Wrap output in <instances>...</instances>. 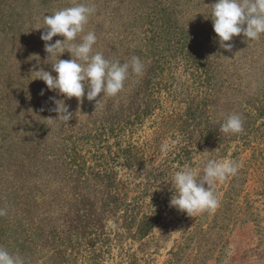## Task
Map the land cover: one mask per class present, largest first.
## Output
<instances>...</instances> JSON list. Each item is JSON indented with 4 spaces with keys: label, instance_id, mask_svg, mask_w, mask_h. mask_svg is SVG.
Here are the masks:
<instances>
[{
    "label": "trees",
    "instance_id": "trees-1",
    "mask_svg": "<svg viewBox=\"0 0 264 264\" xmlns=\"http://www.w3.org/2000/svg\"><path fill=\"white\" fill-rule=\"evenodd\" d=\"M32 1L39 13L63 8L60 0H0V246L24 264H102L109 240L102 238V215L134 225L168 163H184L202 137L224 136L223 121L210 123L213 81L224 74L210 19L216 0H76L95 8L85 28L97 36L94 51L121 64L137 56L145 68L140 76L130 70L123 90L96 108L86 96L83 103L65 100L33 80L36 70L56 73L44 46H30L16 30ZM28 51L36 56H25ZM176 75L185 77L188 113L169 162L149 172L143 128L156 123ZM53 98L73 113L68 123L48 120L57 118ZM154 228L142 222L138 233L146 238Z\"/></svg>",
    "mask_w": 264,
    "mask_h": 264
},
{
    "label": "rangeland",
    "instance_id": "rangeland-1",
    "mask_svg": "<svg viewBox=\"0 0 264 264\" xmlns=\"http://www.w3.org/2000/svg\"><path fill=\"white\" fill-rule=\"evenodd\" d=\"M60 1L63 8L73 2ZM56 6L54 3L53 7ZM57 10L53 8L52 14ZM39 12L38 5L32 1L23 22L16 28L17 31L21 28L19 33L32 47L45 43L40 39L41 33L46 31L43 16L50 13ZM37 27L42 29L36 30ZM24 39L15 42V47L25 44ZM56 40L63 37H53V41ZM240 41L234 37L228 42L232 44L231 51L219 46L215 55V62L222 65L224 74L213 81L210 123L216 126L228 115L239 114L243 132L224 134L222 138L202 137L184 163H179L178 159L168 163L158 183L136 211L134 225L128 227L118 215L105 212L101 222L105 234L102 238L109 240L102 264H264V36L258 41ZM28 55L36 56L30 51L25 56ZM184 81L185 77L181 79L176 75L156 123L144 125V134L151 144L145 154L149 172L167 160L171 144L180 138V125L188 113ZM165 143L169 145L166 154L161 152ZM80 145L86 149L85 144ZM209 160L239 164L236 175L215 185L219 206L194 217L170 207L175 172L187 166L202 178ZM150 221L155 223V228L142 238L138 224ZM86 257L88 259L90 253Z\"/></svg>",
    "mask_w": 264,
    "mask_h": 264
},
{
    "label": "clouds",
    "instance_id": "clouds-1",
    "mask_svg": "<svg viewBox=\"0 0 264 264\" xmlns=\"http://www.w3.org/2000/svg\"><path fill=\"white\" fill-rule=\"evenodd\" d=\"M94 12V7L73 0L71 6L43 16L46 31L41 33L40 39L45 42V61H54L51 68L56 75L40 69L33 71L31 76H35L33 80L43 81L48 90L57 92L65 100L75 98L78 103H83L86 96L89 102L96 101V108L103 97H115L123 90L130 70L140 76L145 68L137 56L121 64L118 60L105 58L102 52L94 51L97 44L95 32L87 31L85 34L86 25ZM210 19L220 47L231 51L232 44L228 42L234 37L242 34L252 42L264 36V0H216L211 5ZM39 29L42 28H36ZM56 36L63 37V40L51 43ZM65 52L70 54L71 59H59ZM43 94L44 90H41ZM65 100L53 98L55 108L52 111L57 113V118L48 120L68 123L73 118ZM243 130V120L235 113L228 115L220 126V132L224 134H238ZM168 150L167 143L162 145V153L166 154ZM238 168L239 164L234 161L209 160L203 169V177L199 178L194 169L185 166L174 174L175 191L170 207L189 217L215 210L219 206L215 185L236 175ZM0 215L4 212L0 211ZM0 264H24V259L0 246Z\"/></svg>",
    "mask_w": 264,
    "mask_h": 264
}]
</instances>
